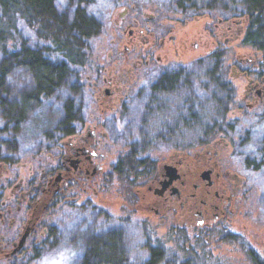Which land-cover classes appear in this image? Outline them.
I'll list each match as a JSON object with an SVG mask.
<instances>
[{"label": "flooded vegetation", "instance_id": "af4514ba", "mask_svg": "<svg viewBox=\"0 0 264 264\" xmlns=\"http://www.w3.org/2000/svg\"><path fill=\"white\" fill-rule=\"evenodd\" d=\"M166 35L159 40L151 29L138 33L131 28L125 53L140 54L135 55L137 62L129 70L131 74L100 69L93 78L88 75L85 83L89 97L91 94L98 103L81 104L82 112L74 129L53 136L42 151L29 158L33 161L31 166L24 167L21 144L15 147V156L4 154L0 160V264H29L44 249L58 252L66 235L65 245L77 243L85 235L103 237L120 222L176 231L185 237L187 248L196 244L201 246V252L211 245L213 255L214 249L221 250L230 240L237 220L248 214L249 203L255 204L250 180L234 165L238 154L230 132L226 136L210 135L202 146L196 137L183 148L147 147L152 140L150 131H159L154 140L163 142L166 139L162 132L167 135L186 127L189 136V128L196 125L182 118L181 74L189 62L162 70L156 67L164 60L156 55L158 51L180 55L176 36L170 35L171 43L167 44ZM138 38L145 41L142 49H136ZM234 62L233 76L248 78L238 109L253 116L264 103L263 61L252 55ZM254 72L256 79L248 77ZM171 73L180 76L165 88V106H152L151 102L143 106L144 118L137 136L150 158L144 163L140 160L136 169L133 158L142 150L133 139V103L144 97L142 90L148 93ZM145 82L148 83L140 87ZM131 87L138 88L137 92L132 93ZM3 98L9 97L5 94ZM168 103L170 109L165 112ZM21 125V121L15 124L20 134ZM145 125L151 126L149 131ZM3 139L6 142L7 135ZM244 167L249 169L245 163ZM75 216V225L91 228L89 232L72 231L73 228L63 231V223ZM104 225L111 226L104 231Z\"/></svg>", "mask_w": 264, "mask_h": 264}, {"label": "trees", "instance_id": "16d2710c", "mask_svg": "<svg viewBox=\"0 0 264 264\" xmlns=\"http://www.w3.org/2000/svg\"><path fill=\"white\" fill-rule=\"evenodd\" d=\"M189 1L176 0L178 6ZM94 2L0 0V160L7 152L14 154L15 147L19 145L16 140L17 121L24 124L22 153L30 156L42 151L53 136L74 129L82 112L81 104H85L89 94L85 83L87 79L83 80L80 74L88 62L90 42L101 33L106 19L103 13L90 11ZM242 7L239 15L248 17L244 41L263 50L264 0H242ZM218 53L196 62L200 67L198 75H193V72L188 74L190 70L183 68L182 118L194 121L196 125L191 127L197 128V123L203 118V115L195 114L197 102H203L207 107L212 104L215 118L221 122L200 126L204 138L202 145L209 140L212 132H218L221 127L225 133L238 137L235 141L238 156L257 173L260 185H263L259 197L256 194L253 198L264 215V111L258 110L253 114L256 124L224 123L232 100V87L219 67ZM179 76L172 73L163 76L139 101L162 104L160 99L165 88ZM13 83L23 87L21 94L16 91L18 88L11 91ZM5 88L7 92H4ZM5 94L10 97L8 100H4ZM205 106L202 109L207 108ZM6 135L7 141L4 142ZM140 149L142 153L133 158L136 169L140 160L144 163L150 158L144 146ZM124 231L125 227L121 225L103 237H80L84 242L82 248H87L83 251L80 264H131L124 247ZM190 255L192 257L173 264L210 261L201 253ZM165 257V251L152 247L148 259L141 264H161ZM250 258L253 264H264L253 251Z\"/></svg>", "mask_w": 264, "mask_h": 264}, {"label": "rangeland", "instance_id": "374dc122", "mask_svg": "<svg viewBox=\"0 0 264 264\" xmlns=\"http://www.w3.org/2000/svg\"><path fill=\"white\" fill-rule=\"evenodd\" d=\"M242 9V0H191L188 3L184 2V5L180 6H178L176 0H95L94 4L90 6V11L92 13L96 12L95 14L100 12L103 13V15H106V19L101 33L90 42L88 62L80 75L83 80H86L88 75H91V78H93V73L100 71V69L101 71H106V73L110 72V70L116 74L123 72L129 73L133 63L137 62V58H135L137 56L135 55H140L139 53L136 54V51L125 53V46L130 45L131 28L138 33L144 28L145 31L151 29L156 32L159 40L162 36L167 34V44L171 43L169 41V36L175 35L178 43L176 46L179 48L180 55H175L172 51H158L156 55L161 56L164 60L162 64L156 66L157 69L162 70L163 67H171L187 61L191 66L188 67V70H191L193 75H198L200 67L196 65V62L198 63L199 60L211 56L214 52H219V67L221 71L224 72L227 82L230 83L232 87V100L229 104V110L224 123L230 125L232 123H240L241 125L247 123L256 124L257 121L254 120L253 116H249V114L241 112L240 109H238L240 102H243L242 100L244 98L248 78H235L231 70V65L235 63L234 61H242V59H248V57L253 55V58L258 61H263L262 70L264 73V49L252 47L244 41L245 32L248 27V17L239 15ZM118 25L121 26L118 27ZM136 43L138 44L136 49H142L145 46L144 40L140 39L136 41ZM134 44H132L131 47H133ZM180 45L185 47H181ZM255 68L257 67H254V70ZM248 77H254V79H256L257 75L254 72ZM146 83L148 82L141 83L140 87H143ZM12 85L14 88L11 87V91L18 88L16 91L21 94L23 87H18L17 83H13ZM137 90L138 88L133 89L131 87L132 93H136ZM142 91L143 94L146 93V90ZM179 93H181V91ZM88 98L86 96L85 104L91 102L98 103L96 102L97 100L91 97V94L90 97L88 94ZM160 101H162V104L161 102H157L151 105L157 106L161 104L165 106L166 103H163L165 97H161ZM129 102L133 103L131 100ZM136 102L133 103L134 111L132 115L136 124V126L133 127V129H135L133 133L135 137L133 139H136L134 143L136 147L141 148L143 147L141 146L143 143H141L140 136H137L140 134V132L139 134L137 133V130L141 124L142 118H144L142 117V111L146 101ZM197 103L195 114L197 116L201 114L203 118L197 123V128H189V136L186 134V127L178 128L177 132L171 131L169 133L171 135H165V133L162 132V136L166 139V141L162 142L158 139L154 140V138H156L154 135H159V131H150L149 134L152 140L147 147L151 149H158L161 147L183 148L191 144L193 138L195 140L196 137L202 145L204 138L201 134L200 126L213 125L221 121L215 118L212 104L210 107H207L203 102ZM168 106L169 103L165 108V112H169L170 108ZM204 106L207 108L202 109ZM258 110L264 111V103L261 107H258ZM243 119H247L248 121L241 123L240 120ZM166 120L169 121L171 119L168 118ZM237 120L239 121L238 123H236ZM21 126L24 128V124ZM145 127L147 131L151 128V126L146 125ZM219 129L218 132H212L211 137H216L218 135L226 136V133L222 131L223 127ZM230 135L232 136L235 146V141L238 137L233 133H230ZM16 136L19 146L21 144L22 147L20 132L17 133ZM124 144L128 146L129 142L126 141ZM22 150L23 149L20 148L21 152H23ZM234 150L236 149L234 148ZM15 155L16 153L12 156ZM33 155L34 154L31 156L22 155L21 160L24 163V167L32 165L31 162L33 161L29 158ZM17 157L19 156L17 155ZM234 165L248 177L250 180L249 183L253 186L252 191L254 195L257 194V197H259L263 185H260L261 181L257 173L253 169H245L243 159L239 156L235 157ZM247 213L245 217L237 220L238 224L232 229L233 234L230 240L222 245V249H214L215 255L209 254L211 253V245L202 249L201 252H198V247L201 246L193 244L190 246L192 250L191 248H187L185 237L182 236L183 234L181 235L176 231L165 230L157 225L146 227L139 222H132L128 225L120 222L119 225H113L111 229H118L121 225L125 227V231L123 232L124 247L128 253L129 262L131 264H141L146 261L152 247L161 248L166 252V257L161 264L179 263L192 257L190 253H201L202 255H206V257H204L210 260H205V262L200 261L199 264H253L250 258L251 251L255 252V254L264 261V215L259 206H257V203L254 205L249 203ZM75 217L76 218L63 223V231L68 232L70 231L68 229L73 228L72 231L89 232L91 228L75 225V221L78 218L77 216ZM90 226L92 227L93 225ZM109 226L111 225H104L101 230L107 231ZM93 229L95 230V227H92V231ZM63 240L59 245L61 247L58 252L44 249L34 255L29 264H80L83 251H85L82 248L84 244L83 240L78 239L79 242L67 243L68 245H65V241L68 242L67 235Z\"/></svg>", "mask_w": 264, "mask_h": 264}]
</instances>
